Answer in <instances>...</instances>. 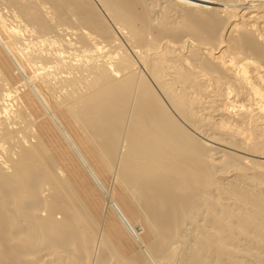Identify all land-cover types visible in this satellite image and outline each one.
Segmentation results:
<instances>
[{
  "label": "bare ground",
  "instance_id": "bare-ground-1",
  "mask_svg": "<svg viewBox=\"0 0 264 264\" xmlns=\"http://www.w3.org/2000/svg\"><path fill=\"white\" fill-rule=\"evenodd\" d=\"M0 42L25 78L0 69V264H264V0H0ZM27 87L115 217L46 145Z\"/></svg>",
  "mask_w": 264,
  "mask_h": 264
},
{
  "label": "rangeland",
  "instance_id": "rangeland-1",
  "mask_svg": "<svg viewBox=\"0 0 264 264\" xmlns=\"http://www.w3.org/2000/svg\"><path fill=\"white\" fill-rule=\"evenodd\" d=\"M4 49L5 48H3V45L0 44V69L3 71L5 76L13 84L19 83V81L20 82L25 81V78L23 77L22 73L17 69L15 61L9 56V54L6 53L7 51H5ZM18 58H19L20 62H22L20 57H18ZM28 72L30 73V71H28ZM29 88L30 87L24 88L22 90L23 91L22 94H25V93L28 94V98H26L27 103L29 104L30 110L33 111L32 113L34 114V116L36 118V126L39 130V133H40L42 139L46 143V145L51 149V151L56 156L57 160L64 167V169L66 170L70 180L71 181L73 180V182L80 188L79 190L83 193V194L82 193L81 194L84 195L83 197L85 198V200H87L86 202L89 205H91V207H93L95 209L98 206L97 207L98 211L96 210L97 215H98L97 217L100 218L105 213H107L108 216L113 214V216L112 215L111 216L115 217L114 212L113 211L111 212L112 209H109L106 205V202H107L106 195L104 194L102 189H100V186L97 185V183L92 178V176L89 175V173L87 172V170L84 167V165L82 164V162H80L78 155L75 153V151H73V149L71 148V146L69 145L67 140H65V138L62 135L59 128L56 126L53 119L50 117V115L47 112H45L46 109L44 108L43 105H41L42 103L39 101V99L36 97V95L32 92V90H30L31 88L30 89ZM43 95L47 99L48 102L50 101L49 103L51 104L53 110L59 116V118L62 120L63 124L67 127V129L69 130V132L71 133L73 138H75L74 140L77 143L79 142L78 143L79 147H81V150H83V153L86 155L90 164L94 167V169L96 170V172L98 173V175L100 176L102 181L104 182L105 186L107 187V189H109V191L115 195L118 202L121 205H123L122 199L119 196V195H121L120 194L121 192L120 193L117 192L119 190V188L115 184L112 175L110 173H106V172L102 171L103 169H101V167H100V163H99L98 158H96L94 155H92V156L90 155L91 153L88 151L86 146L83 145L84 141L82 142L81 141L82 139L79 138L81 136L80 130H77L75 127H73L69 123V121H67V119L64 116H62V114L60 113L58 108H56L52 104V102H51L50 98H48L49 96L47 95L46 92H44ZM78 133H80V134H78ZM70 148H71V150H70ZM133 188L136 189L137 193H140L139 187L136 184H132L128 190L130 192V194H132ZM133 197L135 199L137 196L133 195ZM99 207H100V209H99ZM129 214L130 215H132V214L128 212V216L130 217L132 223L135 226L140 227L142 224L141 220L139 218L134 217V216H130ZM120 223H121V225H122V227L126 233V238L128 240V244H127L128 246H126V248L128 249V251H130V244H131V241L133 239H131V237H130L131 235H130L129 231L124 227L123 223L121 221H120ZM146 234L149 235L148 232H145V233H143V236L145 237Z\"/></svg>",
  "mask_w": 264,
  "mask_h": 264
}]
</instances>
